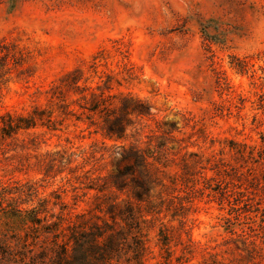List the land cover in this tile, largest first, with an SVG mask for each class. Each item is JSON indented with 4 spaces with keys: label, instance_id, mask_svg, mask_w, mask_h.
<instances>
[{
    "label": "rangeland",
    "instance_id": "obj_1",
    "mask_svg": "<svg viewBox=\"0 0 264 264\" xmlns=\"http://www.w3.org/2000/svg\"><path fill=\"white\" fill-rule=\"evenodd\" d=\"M2 46L0 115L35 114V125L0 132V184L35 183V201L49 200L56 216L84 213L120 230L106 209L110 194L80 184L73 190L67 171L45 176L36 161L65 151L84 166L82 153L95 146L134 145L150 154L160 145L169 161L157 165L168 188L150 185L137 208L139 262L264 264V0H0ZM232 57L247 68L236 70ZM64 78L107 99L106 108L81 109L69 85L64 98L51 97ZM107 109L127 112L125 140L89 126L87 117L104 120ZM167 130L177 141L163 137ZM127 163L106 154L102 181ZM122 208L117 199L115 212Z\"/></svg>",
    "mask_w": 264,
    "mask_h": 264
},
{
    "label": "trees",
    "instance_id": "obj_2",
    "mask_svg": "<svg viewBox=\"0 0 264 264\" xmlns=\"http://www.w3.org/2000/svg\"><path fill=\"white\" fill-rule=\"evenodd\" d=\"M1 48L3 49V46L0 47V60H4L8 52H3ZM232 59L231 64L236 70L241 72L247 68L246 60L236 57ZM66 85L80 94L77 100L81 109L95 111L101 107L106 108L107 99L100 95L96 96L94 91H89V87H81L78 80L70 84L64 78L59 85L49 89L51 97L64 98L66 93L63 88ZM92 96H95L93 105L87 108L86 104ZM126 99L130 100V98ZM61 106L65 115L73 114V111L68 109V105L60 104ZM124 109L125 107L122 106L119 110ZM131 114L139 116L147 113L142 109L132 108ZM125 115L127 112L125 114L119 112L115 115V109H107L104 120L99 121L91 117L87 119L89 126L94 127V132H100L108 139L125 140L128 136L127 128L121 126L122 122L127 121V127L131 125L130 121L125 119ZM34 125L35 114L0 115L1 136H10L18 129H28ZM171 131H164L163 137L177 141L171 135ZM135 133L140 135L142 130L137 129ZM154 136L153 133L146 136L149 138V144ZM30 144H37L35 136ZM159 147L160 145H155L152 152L146 154L139 146L134 145L95 146L90 151L82 153L84 166L93 163L97 167H94L91 173L89 170H84V166L80 164L74 165L72 154L66 157L65 151L59 158L45 155L36 161V166L45 176L67 171L66 184L73 190L80 184L88 189H97L103 192L104 196L110 194V202L106 209L112 218L119 219L120 230H115L106 220L90 222L84 213L72 215L70 212H62L56 216L48 208L49 200L37 198L35 201L37 197L35 183L14 181L7 185L0 184V218L5 220V228L0 231V264H130L131 253L138 259L137 264H143L139 262L144 245L140 235L138 216L140 212L137 208L146 201L150 185L168 188L162 183L163 171L158 165L166 164L169 159L162 156ZM106 154L119 155L121 161H128L118 168L114 175L108 176L110 178L108 183L102 181L104 178L100 174L104 168L102 163ZM133 167L139 169L140 180L134 178ZM53 170L55 172H52ZM117 192L124 194L125 198H120ZM221 192L224 195V191ZM117 199L123 204L119 212H115ZM62 206L65 210L67 205ZM54 217L56 219H53Z\"/></svg>",
    "mask_w": 264,
    "mask_h": 264
}]
</instances>
